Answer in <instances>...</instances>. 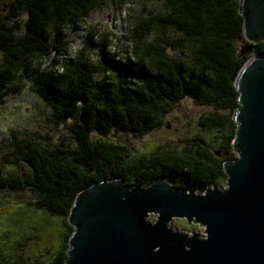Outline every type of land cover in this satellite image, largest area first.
Returning <instances> with one entry per match:
<instances>
[{"label": "trees", "instance_id": "trees-1", "mask_svg": "<svg viewBox=\"0 0 264 264\" xmlns=\"http://www.w3.org/2000/svg\"><path fill=\"white\" fill-rule=\"evenodd\" d=\"M130 4L12 0L0 14V96L19 93L29 82L28 90L50 109L49 123L67 126L74 143L49 145L33 134L15 138L7 161L14 172H0V193L27 189L35 196L27 204L31 211L59 217L66 228L44 264L64 263L73 231L67 217L84 188L111 179L145 188L165 178L176 189L203 193L226 182L223 162L235 155L234 80L250 57L264 55V42L247 49L239 0H160L146 17ZM128 5L132 35L124 55L112 33L89 39L88 53L66 49L64 30L77 20L105 6ZM54 47L57 56L47 63ZM96 49L97 59L89 55ZM187 97L209 108L197 119L202 135L186 139L190 144L132 154L129 144L109 140L114 132L136 139L151 134Z\"/></svg>", "mask_w": 264, "mask_h": 264}, {"label": "water", "instance_id": "water-1", "mask_svg": "<svg viewBox=\"0 0 264 264\" xmlns=\"http://www.w3.org/2000/svg\"><path fill=\"white\" fill-rule=\"evenodd\" d=\"M247 49L264 42V0H239ZM232 152L225 187L176 189L165 178L141 188L111 179L81 190L63 264H264V55L239 70ZM156 215L152 223L148 216ZM199 224L205 236L174 230Z\"/></svg>", "mask_w": 264, "mask_h": 264}, {"label": "rangeland", "instance_id": "rangeland-1", "mask_svg": "<svg viewBox=\"0 0 264 264\" xmlns=\"http://www.w3.org/2000/svg\"><path fill=\"white\" fill-rule=\"evenodd\" d=\"M11 1L0 0V14H4L9 9ZM130 5L132 9L136 8L138 13L142 12L146 17L149 13L158 11L160 0H131ZM130 5L117 10L105 6L77 20L64 30L67 40L66 49L73 54L78 51L88 53L89 39L94 38L96 34L112 33L120 40L117 42L121 46L119 53L124 55L125 44H128L127 38L132 35V25L127 14ZM55 47L54 54L44 59L47 63L57 56ZM97 53L96 49L89 55L97 59L100 57ZM28 86L29 82H26L19 93L11 92L3 97L0 96V172L4 174L14 172L7 161L12 158L10 144L15 138L33 134L38 136L40 142L50 143L49 145L69 142L74 144L69 138L67 126L61 125L56 129L49 123L50 109L28 90ZM208 109L199 105L194 98L187 97L181 100L172 112L165 115V125L151 134L136 139L114 132L109 136V140L129 144L134 149L132 154L149 153L163 145L180 149L183 145L190 144L191 139L202 135L197 119ZM186 139L189 141L185 142ZM235 156L237 155H232L230 158ZM225 183L219 181L215 186L223 188ZM34 199L35 196L25 188L0 193V261L24 259L27 264H44L61 245L66 230L63 222L60 221L61 218L51 219L52 217L46 216L41 210L31 211L27 204ZM148 219L154 223L156 215L150 214ZM170 226L189 235L197 233L200 237L205 236L203 227L195 223L189 224L185 219H173Z\"/></svg>", "mask_w": 264, "mask_h": 264}]
</instances>
